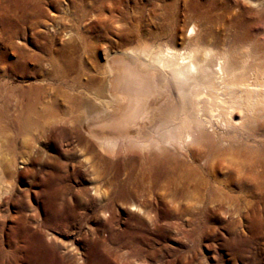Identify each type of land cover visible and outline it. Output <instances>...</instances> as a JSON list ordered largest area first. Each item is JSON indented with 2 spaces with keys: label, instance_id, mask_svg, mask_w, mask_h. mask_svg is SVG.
Segmentation results:
<instances>
[{
  "label": "rangeland",
  "instance_id": "rangeland-1",
  "mask_svg": "<svg viewBox=\"0 0 264 264\" xmlns=\"http://www.w3.org/2000/svg\"><path fill=\"white\" fill-rule=\"evenodd\" d=\"M197 32L212 47L237 39L264 64V0H0V264H264V180L241 175L240 190L224 173L218 190L204 173L199 194L180 171L168 182L142 152H104L69 121L82 101L101 108L94 88L120 51L157 33L186 48ZM43 106L59 115L30 112L17 128L20 111ZM263 108L261 98L258 121L225 128L245 157H264Z\"/></svg>",
  "mask_w": 264,
  "mask_h": 264
},
{
  "label": "bare ground",
  "instance_id": "bare-ground-1",
  "mask_svg": "<svg viewBox=\"0 0 264 264\" xmlns=\"http://www.w3.org/2000/svg\"><path fill=\"white\" fill-rule=\"evenodd\" d=\"M247 1L253 4L256 0ZM199 5L192 2L191 8L195 19L201 16L204 20L206 17L198 12ZM160 36L157 33L150 42L141 41L120 51L123 56L119 63L113 67L108 64L105 81L95 85L94 102L101 108L89 114V101L74 103L68 109L73 113L72 108L79 105L78 114L69 121L79 123L104 152H142L141 165H161L165 174L173 178L168 182L176 183L175 172L180 171L182 185H191L199 194L208 184L204 173L218 190L222 183L217 176L224 173L237 179L240 190L245 186L241 175L253 181L251 186L258 187L257 181L264 180V157H245L243 148L235 144L236 136L226 134L225 128L238 130L260 118L255 106L258 100H264V64L255 61V55L245 60L247 52L241 50L242 43L237 39L225 47L217 41L221 46L212 47L206 41L209 38L200 40L197 32L188 47L176 48L161 41ZM69 65L66 61L64 67ZM259 79L263 84L260 90ZM30 112L36 118L59 115V110L48 106L20 111V131L27 130L33 120ZM77 126L74 129L79 130ZM255 128L264 132V127ZM84 143L90 148L87 139ZM118 192L128 191L123 188ZM249 196L254 198L252 192Z\"/></svg>",
  "mask_w": 264,
  "mask_h": 264
}]
</instances>
